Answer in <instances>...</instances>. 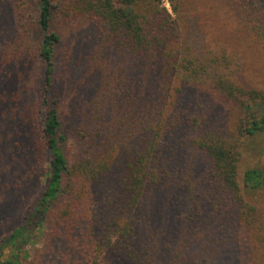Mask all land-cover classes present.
<instances>
[{
  "label": "trees",
  "instance_id": "1",
  "mask_svg": "<svg viewBox=\"0 0 264 264\" xmlns=\"http://www.w3.org/2000/svg\"><path fill=\"white\" fill-rule=\"evenodd\" d=\"M36 1L37 43L25 0H0V64L38 61L50 157L0 264H29L39 238L52 256L36 264H264V201L245 196L264 189V163L239 180L245 139L264 132V0ZM72 17L101 59L76 52Z\"/></svg>",
  "mask_w": 264,
  "mask_h": 264
},
{
  "label": "rangeland",
  "instance_id": "2",
  "mask_svg": "<svg viewBox=\"0 0 264 264\" xmlns=\"http://www.w3.org/2000/svg\"><path fill=\"white\" fill-rule=\"evenodd\" d=\"M55 1V0H54ZM240 1V0H239ZM263 0H254L260 4ZM28 12L31 16L30 28L32 39L37 43L40 35L36 24V0H25ZM171 11L168 0H162ZM183 9L181 13L185 19L189 18L187 26L190 29L197 11L192 7ZM206 6L198 7L200 17L204 15ZM62 8V7H61ZM260 13H264V8ZM62 16L64 14L62 13ZM62 31H68L76 36V52L85 61L86 56L99 58L101 50L97 46L96 37L92 26L82 18L72 17L62 25ZM101 59V56H100ZM36 58L17 64H0V78L3 84L0 87V205H6L13 199L14 210L3 208L0 214V239L1 236L15 227L28 212L44 189L46 171L49 163V153L40 144V120L42 108L38 105V80L35 78ZM91 68V67H90ZM89 68V69H90ZM72 91V89H69ZM65 99V98H64ZM64 107V105H63ZM264 108V103L262 105ZM65 108V107H64ZM78 136H70L66 144V150L70 160L81 155V145ZM264 163V132L245 139L242 146V155L239 163V180L243 171L252 165ZM252 202L264 201V189L256 192H248L245 195ZM59 243L53 248L59 251ZM47 238H39L34 244L28 245L30 252L29 264H36L38 257L48 250ZM58 248V250H57ZM51 250V249H50ZM44 260V258H42ZM232 264H242L240 259H235Z\"/></svg>",
  "mask_w": 264,
  "mask_h": 264
}]
</instances>
